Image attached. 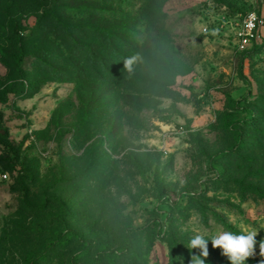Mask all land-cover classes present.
Instances as JSON below:
<instances>
[{
    "label": "rangeland",
    "instance_id": "1",
    "mask_svg": "<svg viewBox=\"0 0 264 264\" xmlns=\"http://www.w3.org/2000/svg\"><path fill=\"white\" fill-rule=\"evenodd\" d=\"M11 2L0 0V264H88L119 246L133 253L125 264H192L200 250L190 238L224 230L256 231L245 264L264 260V24L243 49L233 36L240 13L264 19V0H153L162 51L139 64L170 91L113 142L107 124L84 132L105 98L74 78L56 38L80 19L62 8L70 1ZM138 29L143 44L147 30ZM128 152L104 184L103 161ZM97 176L104 182L94 186ZM208 250L205 264H230L211 239Z\"/></svg>",
    "mask_w": 264,
    "mask_h": 264
},
{
    "label": "trees",
    "instance_id": "2",
    "mask_svg": "<svg viewBox=\"0 0 264 264\" xmlns=\"http://www.w3.org/2000/svg\"><path fill=\"white\" fill-rule=\"evenodd\" d=\"M5 1L8 6L12 4L11 0ZM69 1L70 4L62 8L70 9L80 19L73 23L63 24L56 38L60 39L69 48V62L72 64L74 78H77L80 82L102 87L100 98H105L90 111L89 115L93 123H86L88 126L84 129V132L91 131L94 126L101 129L104 124H107V129L110 131V140L113 142L119 134L122 135L124 126L134 124L135 115L151 109L152 99L165 97L170 91V82L168 83L167 79L164 78V81H162L149 77L146 74L148 69L145 65L141 66L139 64L143 54L152 50V53L162 51L159 44H157V32L159 31L157 21L161 14L160 10L157 9L160 8L153 0H141L139 7L142 9L141 14L136 16L131 13L129 8L134 0ZM47 12L44 10L38 18L39 33L42 34H44L43 32L47 27H43V24L40 25V22L41 19L43 21V17ZM62 21H65V16L62 17ZM139 26H145L147 30L148 40L143 44H139V38L136 37L140 34ZM48 27L54 26L48 24ZM154 35L156 38L152 39ZM22 57L23 53L20 52L16 67L23 77L24 73L21 70ZM133 57H135V60L131 65V70H129L125 67V62ZM61 59H65L63 55ZM161 67H165V70L168 71L172 66L169 61H165ZM68 69H65V72L69 73ZM142 72L146 76H140L143 74ZM174 75L176 76L178 73H173ZM24 90L25 87L22 85L19 94H22ZM257 118L255 115L251 121L253 122ZM122 141L124 140L122 139ZM119 143H121V140L117 142V144ZM128 157L129 152L121 159L115 157L113 161L108 163L103 161V169L106 171L105 182L100 181L104 179L97 176L93 183L94 186L101 184V182L106 185L113 184V182L111 183L113 177L108 181L109 183L107 180L112 174L117 173L118 163L126 161ZM257 193L260 198H264L263 190L258 189ZM100 222H102L101 217L97 220V224ZM99 252L104 256L99 261L93 260L88 264H100L102 261L106 264H117L116 261H118V264H125L127 256L130 253L133 254L126 247L120 246L112 249L104 247ZM217 256L220 257L219 254ZM133 258H135L134 255ZM221 259L228 262L227 257L221 256ZM130 264L142 263L132 260Z\"/></svg>",
    "mask_w": 264,
    "mask_h": 264
},
{
    "label": "clouds",
    "instance_id": "3",
    "mask_svg": "<svg viewBox=\"0 0 264 264\" xmlns=\"http://www.w3.org/2000/svg\"><path fill=\"white\" fill-rule=\"evenodd\" d=\"M135 57L125 62V67L131 70ZM256 231H242L240 234L231 231H219L211 238L202 234H195L190 238L189 249H199L200 255L193 256L192 264H205L204 258L209 255L208 240L211 239L213 248L222 249V254L227 256L230 264H245V261L254 255L256 245ZM260 255L264 257V240L259 243ZM259 264H264L261 260Z\"/></svg>",
    "mask_w": 264,
    "mask_h": 264
},
{
    "label": "built area",
    "instance_id": "4",
    "mask_svg": "<svg viewBox=\"0 0 264 264\" xmlns=\"http://www.w3.org/2000/svg\"><path fill=\"white\" fill-rule=\"evenodd\" d=\"M249 0H246L248 2ZM263 1V0H259ZM264 24V19L256 11L248 10L238 15L233 36L236 44L243 49L257 34L258 27ZM5 177V175H4Z\"/></svg>",
    "mask_w": 264,
    "mask_h": 264
}]
</instances>
